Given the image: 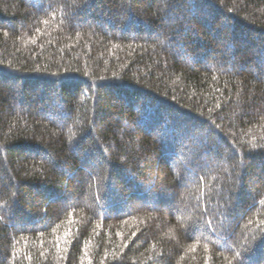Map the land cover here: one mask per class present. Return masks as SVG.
<instances>
[{"label": "trees", "instance_id": "obj_1", "mask_svg": "<svg viewBox=\"0 0 264 264\" xmlns=\"http://www.w3.org/2000/svg\"><path fill=\"white\" fill-rule=\"evenodd\" d=\"M0 264H264V0H0Z\"/></svg>", "mask_w": 264, "mask_h": 264}]
</instances>
